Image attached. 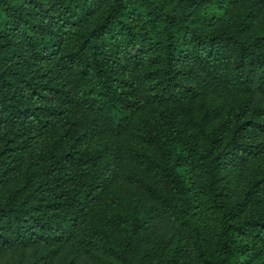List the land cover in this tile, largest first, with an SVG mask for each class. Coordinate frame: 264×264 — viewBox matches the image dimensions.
<instances>
[{
  "label": "trees",
  "instance_id": "1",
  "mask_svg": "<svg viewBox=\"0 0 264 264\" xmlns=\"http://www.w3.org/2000/svg\"><path fill=\"white\" fill-rule=\"evenodd\" d=\"M0 264H264V0H0Z\"/></svg>",
  "mask_w": 264,
  "mask_h": 264
}]
</instances>
